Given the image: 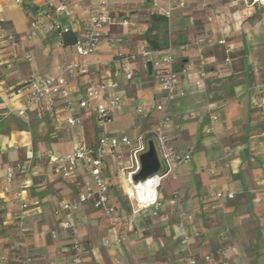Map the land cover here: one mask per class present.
<instances>
[{
    "label": "crops",
    "instance_id": "obj_1",
    "mask_svg": "<svg viewBox=\"0 0 264 264\" xmlns=\"http://www.w3.org/2000/svg\"><path fill=\"white\" fill-rule=\"evenodd\" d=\"M17 1L0 0V264H73L75 237L85 246L84 264H182L188 247L178 211L187 215L190 249L200 259H219L223 247L229 264H264V153L255 108L257 87L264 86V4L247 16L231 0H110L114 22L90 58L94 83H118L106 94L117 92L124 100L110 133L153 141L160 118L158 75L171 54L181 73L177 91L184 95L169 103L166 135L171 146L192 155L163 181L157 214L138 209L128 197V153L124 162L109 155L103 177L120 216L112 225L93 198L83 200L94 187L87 169L81 164L73 177L62 178L46 159L98 142L93 113L77 105L83 78L72 82V114L60 102L53 113L26 109L28 93L21 85L31 76H59L68 63L80 61L75 45L65 46L52 28L55 20L71 18L57 17L43 0ZM99 1L71 0L79 35ZM152 15L165 16L167 28ZM150 29L149 37L167 41L168 48H151ZM146 52L159 59L151 73ZM71 115L79 120L73 128Z\"/></svg>",
    "mask_w": 264,
    "mask_h": 264
},
{
    "label": "built area",
    "instance_id": "obj_2",
    "mask_svg": "<svg viewBox=\"0 0 264 264\" xmlns=\"http://www.w3.org/2000/svg\"><path fill=\"white\" fill-rule=\"evenodd\" d=\"M46 6L57 16L71 18L68 23L57 19L53 22V30L63 37L65 34H73L77 38L75 45L80 61L68 63L59 76H31L22 82V87L27 90L26 109L37 107L44 109L49 113H53L54 106L60 102L65 112L72 114L75 102L71 99L72 82L77 77L83 78L84 90L82 99L77 102L81 109H90L96 121V129L98 134V142L95 145L79 144L77 149L67 155L47 154L46 159L52 167V172L55 176L62 178H71L74 176L79 165H83L92 181L93 188L88 190L87 198H93L96 207L102 209L109 217L112 225H117L120 222V216L117 214L115 207L109 203L110 186L103 177V169L106 158L111 155L117 162H124V153H128L127 165L124 171L127 172L129 187L133 189V194L128 192V197L132 200L138 209H153L154 214L160 209L159 190L163 181L171 175H174L176 169L182 163H188L192 160L190 153L183 154L176 148L170 145L166 135V126L170 121L171 113L169 109L170 101L176 96H183L184 93L177 91V85L181 80V73L175 68V60L171 54H168L164 59L166 67L158 75L159 102L156 110L160 113V118L154 130L155 148L160 160V172L154 177L147 180L151 183L148 190H142L143 184L135 185L132 177L140 172L141 164L140 157L149 150V142L142 138L135 140L128 137L118 138L113 136L109 131V126L114 120L115 114L121 112L124 108L123 97L117 92L107 93L110 88L117 89L118 83L108 85L105 82L94 83L90 78V58L96 53L103 38V31L106 26L113 24V19L109 12L110 0H100L98 6L91 11V15L87 20L86 28L83 34L79 35L74 30V22L72 19V4L71 0H43ZM237 5H243L246 9L245 14L251 15V8L256 5L264 4V0H231ZM18 3L21 0L17 1ZM170 17V12L166 13ZM125 26H134L135 23L123 21ZM33 31L30 33V38L35 35L34 30L37 28V22L31 24ZM0 28H3V21L0 19ZM8 39L15 42L13 35H9ZM28 56V55H27ZM144 59H150L152 64L159 66V59L154 53L146 52L143 54ZM136 59L135 56L132 57ZM205 77V74L201 75ZM96 102L95 105H92ZM255 108L261 120V138L262 150L264 153V86L257 87V98ZM138 110L142 112V108ZM67 123L70 128L79 124V120L71 115ZM14 174L9 171L7 181L12 182ZM144 184V185H145ZM141 191V192H140ZM222 197V194H218ZM228 197L233 198V194ZM172 205L177 207V199L175 198ZM26 206H24L25 208ZM66 209L70 206L66 205ZM179 227L184 232L183 243L188 247L187 255L182 264H229L227 251L221 247L219 250V259L212 254H208L203 258L197 257L190 249L189 236L185 232L184 221L187 217L183 211H178ZM73 264H84L85 246L77 237L73 240Z\"/></svg>",
    "mask_w": 264,
    "mask_h": 264
},
{
    "label": "water",
    "instance_id": "obj_3",
    "mask_svg": "<svg viewBox=\"0 0 264 264\" xmlns=\"http://www.w3.org/2000/svg\"><path fill=\"white\" fill-rule=\"evenodd\" d=\"M148 71L152 72V62L148 63ZM141 170L132 177L133 183L137 186L145 184L147 180L160 172L161 164L153 141L149 142V150L140 157Z\"/></svg>",
    "mask_w": 264,
    "mask_h": 264
},
{
    "label": "trees",
    "instance_id": "obj_4",
    "mask_svg": "<svg viewBox=\"0 0 264 264\" xmlns=\"http://www.w3.org/2000/svg\"><path fill=\"white\" fill-rule=\"evenodd\" d=\"M154 19L160 21L161 23L164 24V26L167 28V24H168V20L165 16H161V15H152L151 16V20L153 21ZM151 32V29L148 31V34H147V38H148V41L151 45V48L153 50H162V49H166L168 48V42L165 41V43L162 45V44H159L157 43L155 40H153L151 37H149V34ZM63 42H64V45L65 46H74L77 44V38L69 33V34H65L63 36Z\"/></svg>",
    "mask_w": 264,
    "mask_h": 264
},
{
    "label": "bare ground",
    "instance_id": "obj_5",
    "mask_svg": "<svg viewBox=\"0 0 264 264\" xmlns=\"http://www.w3.org/2000/svg\"><path fill=\"white\" fill-rule=\"evenodd\" d=\"M150 186H151V183H147V184H145V185L143 184V185L141 186V188H142V190L146 191V190H148V189L150 188ZM129 191H130V193L133 194V189H132V188H130ZM140 192H141V191H140Z\"/></svg>",
    "mask_w": 264,
    "mask_h": 264
}]
</instances>
